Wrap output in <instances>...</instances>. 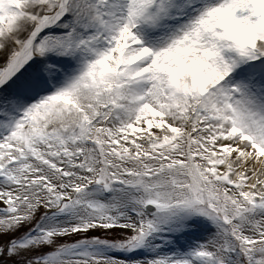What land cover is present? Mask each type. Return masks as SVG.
Returning a JSON list of instances; mask_svg holds the SVG:
<instances>
[{
	"label": "snow or ice",
	"instance_id": "6c2138e0",
	"mask_svg": "<svg viewBox=\"0 0 264 264\" xmlns=\"http://www.w3.org/2000/svg\"><path fill=\"white\" fill-rule=\"evenodd\" d=\"M0 264H264V0H0Z\"/></svg>",
	"mask_w": 264,
	"mask_h": 264
},
{
	"label": "rangeland",
	"instance_id": "374dc122",
	"mask_svg": "<svg viewBox=\"0 0 264 264\" xmlns=\"http://www.w3.org/2000/svg\"><path fill=\"white\" fill-rule=\"evenodd\" d=\"M0 206H2V205H0Z\"/></svg>",
	"mask_w": 264,
	"mask_h": 264
}]
</instances>
